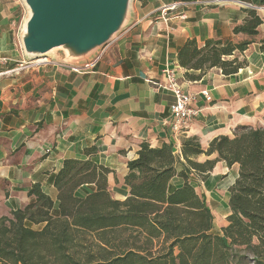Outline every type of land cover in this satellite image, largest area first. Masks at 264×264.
<instances>
[{"label": "crops", "instance_id": "1", "mask_svg": "<svg viewBox=\"0 0 264 264\" xmlns=\"http://www.w3.org/2000/svg\"><path fill=\"white\" fill-rule=\"evenodd\" d=\"M171 4L177 8L161 14ZM247 8L234 0H133L128 24L84 60L99 56L88 70L78 72L72 69L76 65L51 58L47 65L4 73L28 59L20 42L24 11L17 0H0V56L10 59L0 65V217L24 208L33 199L29 190L35 184L50 197L55 212L53 181L67 158L107 167L111 198L124 200L130 191L124 182L127 163L138 157L142 143L151 148L171 143L178 157L175 169L181 171L185 137H196L206 149L214 137L232 136L238 126H264V7L257 9L263 22L255 36L232 33ZM226 38L251 41L243 53L246 65L227 76L212 67L197 81L185 79L186 69L177 61L182 45L191 39L203 46ZM170 67L195 95L191 106L198 110L178 133L169 125L174 96L163 88ZM216 157L201 153L191 159L200 163ZM238 172V164L229 167L218 160L204 179L191 173L190 183L213 215L211 233L221 234L231 213L229 189ZM169 184L180 187L183 179L175 175ZM95 190L85 183L75 195Z\"/></svg>", "mask_w": 264, "mask_h": 264}, {"label": "trees", "instance_id": "2", "mask_svg": "<svg viewBox=\"0 0 264 264\" xmlns=\"http://www.w3.org/2000/svg\"><path fill=\"white\" fill-rule=\"evenodd\" d=\"M240 1L264 6V0ZM262 22L256 8H247L232 33L253 37ZM250 43L226 38L198 46L187 40L178 50V65L192 81L212 67L227 76L246 65L243 53ZM201 153L217 157L191 159ZM180 154L185 163L177 171L171 143L155 148L142 143L138 157L127 163L124 182L130 191L124 200L111 198L107 167L67 158L53 181L55 212L35 184L24 208L0 217V264H264V126H238L232 136L214 137L206 149L196 137H185ZM218 160L238 164L239 172L229 189L231 213L221 234H214L213 215L189 180L193 172L206 178ZM175 175L183 185L171 189ZM85 183L96 190L78 197L75 190Z\"/></svg>", "mask_w": 264, "mask_h": 264}, {"label": "water", "instance_id": "3", "mask_svg": "<svg viewBox=\"0 0 264 264\" xmlns=\"http://www.w3.org/2000/svg\"><path fill=\"white\" fill-rule=\"evenodd\" d=\"M132 1L24 0L28 12L20 30L24 55L28 60L50 55L78 66L128 24Z\"/></svg>", "mask_w": 264, "mask_h": 264}, {"label": "built area", "instance_id": "4", "mask_svg": "<svg viewBox=\"0 0 264 264\" xmlns=\"http://www.w3.org/2000/svg\"><path fill=\"white\" fill-rule=\"evenodd\" d=\"M176 6L177 4L165 6V8L161 10V14L165 16L168 10L176 9ZM98 57H95L92 61L79 64L78 66H72V69L78 72L88 70V68H91L93 66V62ZM8 62H10V59L8 57L0 56L1 66H5V64ZM51 62H53L52 59H48L46 57L35 58V60H22L15 66L7 69L4 73L19 71L23 67L35 68L37 66L50 64ZM177 79L178 78L175 74L174 69L171 67L168 68L165 73L166 82L163 85V88L167 91H170L172 96H174V101L170 104L169 107V125L172 131L176 133L181 132L184 127L188 125L187 123L198 113V110L192 108L191 106L193 101L195 100V95L184 89V87H182L181 83ZM201 94L204 95L207 100H210V96L206 90H202Z\"/></svg>", "mask_w": 264, "mask_h": 264}, {"label": "rangeland", "instance_id": "5", "mask_svg": "<svg viewBox=\"0 0 264 264\" xmlns=\"http://www.w3.org/2000/svg\"><path fill=\"white\" fill-rule=\"evenodd\" d=\"M17 1H19V3H20V5H21V8L23 9V11H24V16H23V20H22V22H21V24L23 23V21L27 18V16H28V12H27V8H26V6H25V4H24V0H17ZM262 7H264V6H262ZM258 12L261 14V11H259L258 10ZM52 56H48V57H46V58H51Z\"/></svg>", "mask_w": 264, "mask_h": 264}]
</instances>
